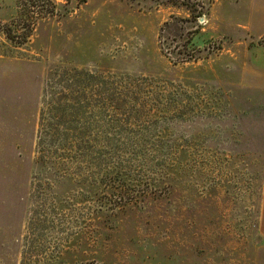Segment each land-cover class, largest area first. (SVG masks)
<instances>
[{"label": "rangeland", "instance_id": "1", "mask_svg": "<svg viewBox=\"0 0 264 264\" xmlns=\"http://www.w3.org/2000/svg\"><path fill=\"white\" fill-rule=\"evenodd\" d=\"M72 66L154 81L140 171L36 162L46 81ZM263 168L264 0H0V264H264Z\"/></svg>", "mask_w": 264, "mask_h": 264}, {"label": "trees", "instance_id": "2", "mask_svg": "<svg viewBox=\"0 0 264 264\" xmlns=\"http://www.w3.org/2000/svg\"><path fill=\"white\" fill-rule=\"evenodd\" d=\"M42 98L36 162L45 173L118 178L149 160L147 147L131 140L138 130L149 131L157 101L152 79L62 67L46 81ZM114 195L122 206L140 200Z\"/></svg>", "mask_w": 264, "mask_h": 264}, {"label": "crops", "instance_id": "3", "mask_svg": "<svg viewBox=\"0 0 264 264\" xmlns=\"http://www.w3.org/2000/svg\"><path fill=\"white\" fill-rule=\"evenodd\" d=\"M258 232L264 240V168H263V175H262V184H261V197H260V204L258 210Z\"/></svg>", "mask_w": 264, "mask_h": 264}]
</instances>
